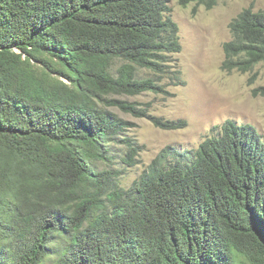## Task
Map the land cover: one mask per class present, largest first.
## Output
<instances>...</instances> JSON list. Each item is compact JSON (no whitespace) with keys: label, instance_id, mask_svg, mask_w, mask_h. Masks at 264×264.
I'll return each instance as SVG.
<instances>
[{"label":"trees","instance_id":"1","mask_svg":"<svg viewBox=\"0 0 264 264\" xmlns=\"http://www.w3.org/2000/svg\"><path fill=\"white\" fill-rule=\"evenodd\" d=\"M193 1L219 0H179ZM229 26L222 68L264 63V11ZM179 32L170 0H0V264H264V137L252 123L167 145L122 185L118 164L134 167L140 145L108 107L147 113L108 96L181 84Z\"/></svg>","mask_w":264,"mask_h":264},{"label":"rangeland","instance_id":"2","mask_svg":"<svg viewBox=\"0 0 264 264\" xmlns=\"http://www.w3.org/2000/svg\"><path fill=\"white\" fill-rule=\"evenodd\" d=\"M170 4L180 28L182 51L177 56L183 82L169 84L166 78L161 82L166 91L108 96L134 103L147 113L137 117L119 106L108 107L133 123L125 134L140 145L138 163L134 167L118 164L124 170V187H130L167 145L197 148L213 127L228 119L252 123L264 137V63L248 72L222 68L223 45L232 38L231 20L250 6L264 11V0H219L212 8L198 1L184 6L179 0H170ZM138 74L142 78L154 76L145 68L138 69ZM156 117L163 121L185 119L187 126L166 129L156 125ZM125 151L122 144H113L116 156Z\"/></svg>","mask_w":264,"mask_h":264},{"label":"clouds","instance_id":"3","mask_svg":"<svg viewBox=\"0 0 264 264\" xmlns=\"http://www.w3.org/2000/svg\"><path fill=\"white\" fill-rule=\"evenodd\" d=\"M251 7V6H250ZM248 8V7H247ZM245 9V8H244ZM254 9V8H253ZM256 11V10H255ZM259 11V10H258Z\"/></svg>","mask_w":264,"mask_h":264}]
</instances>
